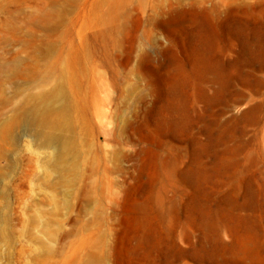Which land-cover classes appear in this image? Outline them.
I'll use <instances>...</instances> for the list:
<instances>
[{"label": "rangeland", "instance_id": "rangeland-1", "mask_svg": "<svg viewBox=\"0 0 264 264\" xmlns=\"http://www.w3.org/2000/svg\"><path fill=\"white\" fill-rule=\"evenodd\" d=\"M65 1H0L22 10L0 27L20 38L5 57L29 58L36 36L39 62L61 52L66 69L86 48L91 117L72 187L54 144L4 141L0 264H264V0Z\"/></svg>", "mask_w": 264, "mask_h": 264}, {"label": "bare ground", "instance_id": "bare-ground-1", "mask_svg": "<svg viewBox=\"0 0 264 264\" xmlns=\"http://www.w3.org/2000/svg\"><path fill=\"white\" fill-rule=\"evenodd\" d=\"M1 1V0H0ZM67 0L65 1V3ZM51 9H45V16ZM22 13L20 8L6 9L4 3L0 2V27L8 26L15 33L14 19ZM43 14L42 10L34 11L27 17ZM29 58H19L16 53L7 58L3 51L8 48L12 40H19L16 35L12 39L7 35H0V106L12 103V96L20 95L18 103L12 104L14 114L5 123L0 134V156L5 150L4 141H16L19 138L18 129L33 134L34 141L40 145L54 144L56 155L53 166L60 175L58 185L72 187L75 181L67 178L71 168L66 161L71 157L77 161L83 153L81 134L86 123L91 122L90 100L87 93V71H86V48H79L78 59L69 68L62 69L64 61L61 52L53 61L39 62V57H46L50 47L38 44L36 36H33ZM53 80L48 88H41L36 92L30 90V86L39 80ZM5 83H13L11 90H7ZM72 89L73 91H71ZM11 93L8 94V93ZM75 98V100L73 99ZM251 108V106H250ZM248 108V109H250ZM245 111V110H244ZM5 146V147H4ZM14 146V145H13ZM97 153L95 155V158ZM52 157L47 156L51 163ZM75 164V163H74ZM74 170V169H73ZM79 180L84 177V171L73 172ZM40 176L48 178L46 172ZM48 184L52 182L48 180ZM229 243L243 255L253 254V242L247 236L236 235Z\"/></svg>", "mask_w": 264, "mask_h": 264}]
</instances>
